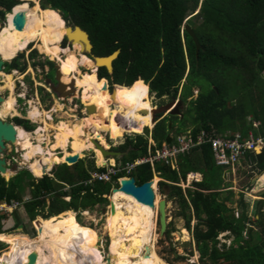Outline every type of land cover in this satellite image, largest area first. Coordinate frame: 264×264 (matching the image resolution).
<instances>
[{
  "label": "trees",
  "instance_id": "trees-1",
  "mask_svg": "<svg viewBox=\"0 0 264 264\" xmlns=\"http://www.w3.org/2000/svg\"><path fill=\"white\" fill-rule=\"evenodd\" d=\"M28 1L33 5L30 6ZM246 1L256 13L262 12L259 19L232 21L224 11L206 0H39V6L53 16L59 12L66 23L84 29L89 35L94 55H108L119 49L112 62L111 73L104 67L97 69L99 78L95 84L96 91L103 94L117 91L130 96L138 90L135 103L146 110H154L148 91L156 97L175 99L181 86L179 100L187 104L185 111L180 112L179 117H167L171 122L170 129L165 116L152 129V138L160 146L171 132L174 121L177 120L179 124L175 132H182L192 108L191 125L194 133L201 129L210 131L212 128L218 132L238 130L241 133L253 129L255 135L264 138V79L261 75L264 71V0ZM37 2L0 0V23L4 22L6 14L7 18L27 6V16L39 24L41 20ZM190 15L186 23L201 45L197 51L192 38L182 29L185 19ZM42 24L43 28L52 29L54 33L60 31L55 19ZM7 34L15 36L10 26L8 33H0L3 37ZM63 37L52 40L51 47L60 45ZM31 42L34 43L33 40L24 43L25 47ZM35 53L32 50L30 56L33 57ZM1 54H4L3 50ZM22 57L23 53H20L10 62H5L3 71L8 73L16 69L23 72L26 62L19 60ZM45 62L50 66L48 74L53 80L54 63L49 60ZM107 82L114 85L110 91ZM193 87L198 90L197 96L188 100L193 94ZM90 89L85 88L81 95L84 107L100 97L96 94L88 99L86 94ZM39 90L42 88L39 87ZM246 117L250 118L248 125H244ZM94 118L99 124L93 129V138L104 149L109 148L106 136L116 140L124 132L141 133L144 126L151 127L152 121L148 116L133 109L125 110L122 106L107 107L103 115H95ZM12 121L25 130H32L35 126L28 119L17 116ZM251 121L259 122L258 127L252 128ZM147 127L145 132L148 133ZM114 149L123 153L116 157L118 162L130 161L146 155L147 138L140 134L134 138L126 137ZM73 150L74 143L70 142L65 155H70ZM191 151L180 156L178 171L155 163V172H159L158 177L164 179L158 184L168 187L167 196L178 204L180 211L177 214L185 220V227L191 232L200 261L202 264H264V211L261 208L264 200L255 203V220H250L245 211L235 218L233 210L225 203L232 196V191L227 190L225 199L221 197L224 192V167L214 164L207 143ZM95 159L98 165L104 164L101 154L95 155ZM242 163L264 173V147L258 154H247ZM43 165L47 167L46 174L41 176L31 172L40 178H34L23 170L8 180L0 175V202L21 200L24 190L29 189L30 198L24 202V210L29 220L37 219V223H34L39 229L38 235L28 237L29 240L40 236V223L43 220L106 201L103 195L110 191V183L94 181L87 185L81 182L89 177V171L97 169L92 161L88 166L84 165L82 159L68 165L62 162V158H57ZM43 165L32 169L40 171ZM189 172L200 173L202 180L193 182V188L183 190L177 183L184 181ZM130 176L134 177L136 184L153 180L154 177L148 163L139 165ZM65 185L69 186L68 189H63ZM65 195H69L68 201L63 199ZM12 214L17 225L20 223L17 213L14 211ZM4 219L0 218L1 233ZM192 220H196L193 227L190 225ZM254 227L258 229L255 233ZM245 229L247 238L243 235ZM223 231H228L233 239L228 246L223 244L222 249H219L216 237ZM165 232L169 233L167 229ZM9 261L8 250L5 262L0 264H8Z\"/></svg>",
  "mask_w": 264,
  "mask_h": 264
},
{
  "label": "rangeland",
  "instance_id": "rangeland-1",
  "mask_svg": "<svg viewBox=\"0 0 264 264\" xmlns=\"http://www.w3.org/2000/svg\"><path fill=\"white\" fill-rule=\"evenodd\" d=\"M19 1L21 2V0ZM206 1L210 2L217 9L224 11L227 17L232 21L244 20L246 18L259 19L262 15L261 11L256 13L246 0ZM28 4L30 6L33 5L31 1H28ZM36 7L39 9L40 13L41 22L39 24H37L34 20L27 16V12L29 9L27 6H24L14 12L16 13L22 11L25 14L24 23L21 29H16L12 24V17L14 13L7 17L6 23L5 20L4 22L0 23V33L1 31L8 33L9 26L10 29L15 32V36H10L9 34H7L6 37H3L0 35V52L3 50L4 53L12 54L14 55V57L20 53H23V57L19 60L21 62H23V60L26 62V69L23 72L12 69L8 73L3 71V73L0 74V94L3 97H11L13 101H15V111L8 105H6L4 111L8 114L2 117V119L12 121V118L15 116L28 119L35 125L34 128L32 130H25L22 126L21 127L29 133H34L39 129V127L45 128L44 132H42V135L45 139L43 143L44 145H42V147L45 153L43 157L34 158L32 162L27 165L24 163V160L22 158L24 153H22L20 147L15 144L6 143L2 156L6 160L9 173L7 176H3L5 180H8L11 177L15 176L21 170L27 171L29 173L33 172L42 176V170H33L32 168L37 169L41 165L51 162V160L53 161V159L57 160V158H62L63 162L64 158L68 156L65 154L69 149L70 142L74 143V150L70 155H74V153L78 155L79 159H82L85 166H88V164H90V162L92 161L95 167H97V162L95 159L96 151L82 149L88 144L89 141L91 142L90 134L92 132V128L96 125V120H92L93 125L91 127H85V120L87 118H92L87 114L86 107H84V104L81 101V95L83 93V90L89 87L91 89L86 94L87 98L91 99L94 96V92L96 91V80L97 78H99L97 76L96 70L98 63L94 64V61L86 54L85 56L93 62L92 68L78 65V72L74 71L70 73L71 82L69 84V88L71 89V87H73V94L68 95L66 98L65 96L57 97V95L50 90L47 83V80L52 79L48 74L50 66L45 61L49 60L54 63L55 74V64H58L59 71L61 66L67 63V60L69 59V57H71V54L77 56L78 59H81V57L84 55L81 50H83L84 48L83 46H81V50H76L74 47V43H72V45H68L66 40L64 41V39H62V41L60 42V46L51 48L50 42L55 38L60 37L62 33H54L52 29L47 30L43 28L42 23L48 20L55 19L56 16H53L51 12H44L39 6V0L36 4ZM190 17L191 15L185 19L184 24H187L186 20L190 19ZM32 40L34 41V43H29L26 48L24 43ZM32 50L36 51L33 57L30 56ZM7 61L10 62L11 60ZM261 75L264 79V71L261 73ZM84 80H86L87 82L82 86L81 81ZM52 83H56L54 80V75ZM113 86L114 85H111L109 82H107V88L109 91L113 88ZM39 87H41L42 90H39ZM181 91L182 88L180 86L177 92V97L174 99L175 102L177 99H179ZM197 92V88L193 87V94L188 98V100L195 99L197 96ZM45 93H48V95H45ZM148 98L150 104L154 107L164 105L172 100L168 96L156 97L154 93H150L149 91ZM31 102L33 105H36L42 113H49L51 119L48 120L43 116V124H41L42 119L36 121L29 117L28 111ZM186 106L187 104L182 103V105L179 107V111L184 112ZM111 107L114 108L113 105ZM164 116L166 117V123L171 124L170 120H168L169 118L167 117L172 115L162 114L161 116L157 115L154 122L151 121V128L153 129L155 123ZM192 117L193 108L191 110V113H189L187 117L188 121L185 123L182 132L187 128L192 129ZM185 119L186 116L183 118V121ZM249 123L250 118L246 117L244 120V125H248ZM147 128L148 131H150L151 128ZM178 128L179 124L176 120L174 121L173 128L169 133L176 134L177 132H175V130ZM145 131L146 130L144 126L141 133L124 132L122 136L117 138L116 140L109 139L106 136V140L109 143V149L118 147L124 142L126 137L134 138L136 134L144 136L146 135L147 137L148 133ZM237 131L238 130H236V132ZM192 132L194 133L193 129ZM230 132L234 131L230 130ZM31 140L33 141V143L35 142L34 144H36V141L34 139ZM120 156H122V154ZM120 156H115V159L116 157ZM229 168L230 167L224 168L222 171V188L224 192H222L221 197H226L227 190H231L233 194L230 199L225 201V203L233 210L234 217L238 218L240 216V213L245 211L247 217L250 220H255L257 218L254 214V211H256L257 207L255 203H257L256 201L264 200V173L258 172L257 169H252L250 165L244 163H239V166L237 164L235 167L230 169ZM31 175L34 178L41 177L34 176L32 173ZM194 176L196 177V180L191 179L190 176L187 179V181L189 182L187 183L186 181L183 185V188L181 187L183 190L186 189L187 186L193 188V182H197L198 179L199 181L202 180V175L198 176L195 174ZM156 178L159 177L155 175L153 177V181ZM158 181L159 180H157V182L154 184L155 186H153L152 188L155 194V198H157L158 196L160 200H166V213L168 221L166 229L167 231H169V233H160L157 211V229L155 230L157 236L154 244L155 251L160 256V258L168 264H202L195 241L192 240L191 232H189L185 227V220L179 214H177V212L180 211L178 204L175 202V200L170 199L167 196L168 187H162L158 184ZM112 194L113 193L110 190L108 194L103 195L106 201L96 203L93 206L86 207L85 209H78L77 211H68L60 216L43 220L40 223L41 234L34 240H29V238L36 237L38 235L35 229V219L30 220L28 223V217L26 216L25 212H20L23 220L26 221L27 226L23 229L17 228L16 226L14 228L13 226L11 228L7 226L8 228L4 229L6 226V223L4 222L5 225L3 226L2 233L0 232V262H5L6 255L9 250L10 261L8 264H10L12 256L15 254V242H20L21 240L26 239L28 240V243H33L23 245V249L18 254L19 256H21L23 255V253H26L27 251H29V249L36 245L35 243L38 238H49L51 236V233L53 232L65 233L66 231L74 230L83 233V239L87 244L93 247H98L105 259L103 264H108L109 260L107 261V257L110 252L112 254V242L115 234V226L113 225L114 216L112 218L109 206V201L111 200L113 202V198L111 199ZM22 195V199L24 197L30 198L29 189L26 188ZM241 195L242 203L240 202ZM261 208L262 211H264V205H262ZM107 220L111 222L110 236L106 228ZM195 222L196 220H192L190 225H192L193 227ZM247 228L248 225L246 226V229ZM246 229L243 231L244 238H247ZM257 230L258 229L254 227L253 232L255 233ZM216 239L217 247L219 249H222L223 244H225V246H228L232 242L233 236L228 231H223L217 235ZM234 246H236V244H234ZM4 254L5 257H2V255Z\"/></svg>",
  "mask_w": 264,
  "mask_h": 264
},
{
  "label": "bare ground",
  "instance_id": "bare-ground-1",
  "mask_svg": "<svg viewBox=\"0 0 264 264\" xmlns=\"http://www.w3.org/2000/svg\"><path fill=\"white\" fill-rule=\"evenodd\" d=\"M55 21L61 22L59 26L60 32L62 35H65V24L59 12H57ZM73 43L76 50H81V46L84 48V44L80 38H77ZM0 56L4 60H11L14 58V55L9 53H4ZM105 62L106 61H99L98 64ZM78 65L92 68L93 62L85 55H83L81 59H78L77 56L71 54L67 63L61 66L59 70V80H61L64 86L63 89L66 91L70 89V73L77 71ZM2 73L3 71H0V74ZM86 82V80L81 81V85L83 86ZM137 92L138 90L130 97H123L119 96L116 91H114L113 94L102 97L95 103L87 106V114L90 117L102 114L104 108L113 105L122 106L125 110L133 109L135 112L148 116L153 121V110H146L144 107L135 103L134 99ZM14 103L15 101H13L11 97H4L3 101L0 103L1 118L8 114L4 111L6 105L15 111ZM28 113L29 117L33 120L39 121L42 119L41 124H43V116L48 120L51 119L49 113H42L32 102ZM84 125L86 128L91 127L93 125L92 119L87 118ZM44 129L43 127H39L34 133H29L22 127L15 126L16 138L14 144L19 146L22 153H24L22 158L25 164L28 165L34 158L44 156L45 152L42 147L45 141L42 135ZM31 139H34L36 144H34L35 142L33 143ZM90 140L92 143L89 141L82 149L98 151L104 158V154L100 149L102 146H100V148L96 147L94 144L95 139ZM55 160L56 159H53V161ZM8 173L9 170L5 175L7 176ZM157 180L158 178L154 181L152 180V187L155 186L154 184ZM112 193L111 199L113 198V202L111 200L110 202H112L114 210L113 212L110 211V214L112 218L114 216L113 225L115 226V234L112 242L113 250L112 254L111 252L109 253L108 264H168L157 254L154 245L157 236L155 230L157 229L156 213L160 202L159 197L157 196V198L154 199V207L151 208L137 202L133 197L121 191L117 190ZM106 228L110 236L111 222L108 220ZM27 241L28 240L23 239L20 242H15V254L13 253L14 255L12 256L10 264H25L30 256L33 258V264H103L105 260L98 247H93L84 241L83 233L80 231L71 230L65 233L53 232L49 238H38L36 243L34 242L36 245L19 256L18 254L23 249V245L33 244Z\"/></svg>",
  "mask_w": 264,
  "mask_h": 264
},
{
  "label": "built area",
  "instance_id": "built-area-1",
  "mask_svg": "<svg viewBox=\"0 0 264 264\" xmlns=\"http://www.w3.org/2000/svg\"><path fill=\"white\" fill-rule=\"evenodd\" d=\"M251 123L252 125H250L251 127L253 126L252 128L254 129L259 125V122L257 121H251ZM169 135L171 136V140L167 143L164 139L160 146H157L155 141L150 137L147 154L130 161L121 163L118 162L115 157L104 156V164H97V169L89 171V177L81 182L87 185L92 184L94 181L110 183L111 190L113 187H118L121 178L131 177L130 175L136 170V168L145 163H148L152 172L156 173L158 176L159 172L157 173L153 169V165L156 162L163 163L172 170H177L180 156L205 143L210 146L214 164L224 168H233L237 164L239 166V163H242L247 154H258L264 147L263 136L255 135L253 129H248L245 133H241L240 131L218 132L212 128L210 131L201 129L200 131L193 133L192 129L187 128L183 132L176 134L169 133ZM110 160H112V162H110ZM99 168H103V170H99ZM193 174L200 175L197 172H189L186 174V180H180L177 185L183 188V185L190 176L191 179L196 180V177ZM188 182L189 181H187V183ZM68 187V185H65L63 189H68ZM28 199L29 197H24L21 200H11L9 202L5 200L1 201L0 218H6L14 211L25 212L24 202ZM63 199L68 201L69 195L63 196ZM4 222L6 223L5 219L2 221V229L5 225ZM7 228L8 227L5 226L4 229ZM35 229L37 231L36 226Z\"/></svg>",
  "mask_w": 264,
  "mask_h": 264
},
{
  "label": "water",
  "instance_id": "water-1",
  "mask_svg": "<svg viewBox=\"0 0 264 264\" xmlns=\"http://www.w3.org/2000/svg\"><path fill=\"white\" fill-rule=\"evenodd\" d=\"M51 9V8H50ZM13 8L11 9V11ZM7 15V14H6ZM25 14L22 11L16 12L13 14L12 17V24L16 29H21L22 25L24 23ZM7 21V18L5 16V23ZM65 24V35L63 39L66 40L68 45H72V43L77 40V38H80L84 44V49L81 50L84 55H89V57L94 61L95 64H97L99 61H106L105 63H99L97 64V68L104 67L108 73H111L112 71V62L117 57L119 53V49H115L108 55H94L92 53V44L89 39L88 33L82 29L78 25H71L66 23V21L63 19ZM182 29L192 38L196 51L201 47L199 44L197 37L191 27L187 24L182 25ZM7 62V60H4L0 56V71H3V65ZM54 80L55 84L52 83L51 80H47V83L49 85V88L51 91H53L57 97L65 96V98L68 95L73 94L74 89L71 87L68 91H66L63 86V84L59 80V71H58V64H55V74H54ZM4 97L0 94V103L3 101ZM182 105L181 101L179 99L174 101L172 99L169 103H166L164 105H160L158 107H155L152 113L153 122L155 121V117L159 114H177L181 116L179 107ZM15 124L12 121L4 120L0 117V175L5 176V173L8 171L7 163L5 158L2 156L3 151L5 149V144H14L15 138H16V131H15ZM170 127V123L168 128ZM171 140V136L168 134L165 137V142H169ZM94 144L96 147L100 148V145L97 140H94ZM104 156H120L121 152L112 150V149H104L103 147L100 148ZM79 159V156L74 155H68L64 158L63 163H66L68 165H71L75 163ZM46 165L42 166V175L47 173ZM121 191L127 195H130L133 197L137 202L142 203L144 205H147L151 208L154 207V199L155 194L152 188V179L145 181L141 184H136L134 177H128V178H121L119 180L118 187L111 188V192L114 191ZM110 211L113 212V204L109 201ZM166 200L161 199L158 204V221H159V231L161 234H163L166 231L167 228V213H166ZM37 223V221H35ZM39 233V229H37V234ZM109 260V255L107 257V261ZM25 264H33V258L32 256L29 257V259L26 261Z\"/></svg>",
  "mask_w": 264,
  "mask_h": 264
},
{
  "label": "crops",
  "instance_id": "crops-1",
  "mask_svg": "<svg viewBox=\"0 0 264 264\" xmlns=\"http://www.w3.org/2000/svg\"><path fill=\"white\" fill-rule=\"evenodd\" d=\"M151 120V119H150ZM146 127V126H145ZM152 129V128H151ZM150 129V131H148V135H147V137H146V135L144 136V137H146L147 138V150H148V142H149V138L151 137V139H153L152 138V130ZM154 140V139H153ZM201 146V145H200ZM200 146H199V148H200ZM210 151H211V149H210ZM146 154H147V152H146ZM140 157V156H139ZM156 163H160V162H156ZM163 164V163H162ZM170 168V167H169ZM153 169L155 170V164L153 165ZM171 169V168H170ZM178 169H179V164H178ZM178 169L176 170V171H178ZM172 170V169H171ZM152 171V170H151ZM157 172V171H156ZM153 173V172H152ZM158 173V172H157ZM198 173V172H197ZM159 174V173H158ZM200 174V173H199ZM157 176V174L156 173H153V176ZM201 175V174H200ZM153 178V177H152ZM158 180L160 181V180H164V179H162V178H158ZM16 213H17V218H18V220H19V222L20 223H18L17 225H15L16 224V218H15V215H13V214H10V215H8L6 218H5V221H6V226H8V227H12L13 226V228L16 226L17 228H20V229H23V228H25L27 225H26V221L25 220H23V217H22V215H21V213L19 212V211H15ZM37 219H35V221H36ZM28 221V223H29V219L27 220Z\"/></svg>",
  "mask_w": 264,
  "mask_h": 264
},
{
  "label": "flooded vegetation",
  "instance_id": "flooded-vegetation-1",
  "mask_svg": "<svg viewBox=\"0 0 264 264\" xmlns=\"http://www.w3.org/2000/svg\"><path fill=\"white\" fill-rule=\"evenodd\" d=\"M56 15H57V13H56ZM55 19H56V17H55ZM59 23V22H58ZM59 26H60V23H59ZM59 30H60V28H59ZM60 32V31H59ZM62 35V34H61ZM57 46H60L59 44L58 45H56L55 47H51V48H56ZM95 94H94V96L96 95V94H98L100 97L96 100V101H98L100 98H102V97H105V96H108V95H111V94H113L114 92H112L111 94H103V93H101L100 91H95L94 92ZM116 93L119 95V96H123V97H130V96H132V95H130V96H128V95H122V94H119L117 91H116ZM96 101H94L93 103H95ZM92 103V104H93ZM110 107V106H109ZM107 108V107H106ZM104 112H105V108H104V110H103V113L102 114H97V115H103L104 114ZM159 115H161V114H159ZM95 116V115H94ZM94 116H92L91 118H92V120H96L95 118H94ZM99 124V122L96 120V125L92 128V132H91V134H90V137H91V139H95V138H93V129L97 126ZM168 126H169V124H168ZM168 129H170V127L168 128ZM169 134V133H168ZM96 140V139H95ZM98 154H100V153H98L97 151H96V154L95 155H98Z\"/></svg>",
  "mask_w": 264,
  "mask_h": 264
}]
</instances>
